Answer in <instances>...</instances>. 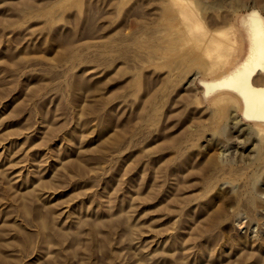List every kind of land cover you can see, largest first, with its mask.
Segmentation results:
<instances>
[{"label": "rangeland", "instance_id": "rangeland-1", "mask_svg": "<svg viewBox=\"0 0 264 264\" xmlns=\"http://www.w3.org/2000/svg\"><path fill=\"white\" fill-rule=\"evenodd\" d=\"M253 10L0 0V264H264V123L203 85Z\"/></svg>", "mask_w": 264, "mask_h": 264}, {"label": "bare ground", "instance_id": "bare-ground-1", "mask_svg": "<svg viewBox=\"0 0 264 264\" xmlns=\"http://www.w3.org/2000/svg\"><path fill=\"white\" fill-rule=\"evenodd\" d=\"M246 24L250 38L247 59L231 73L203 82V85L207 94L217 91L236 94L244 106L243 118L249 122L264 123V77L261 76L264 72V19L257 10H253ZM233 125L238 128V125Z\"/></svg>", "mask_w": 264, "mask_h": 264}]
</instances>
